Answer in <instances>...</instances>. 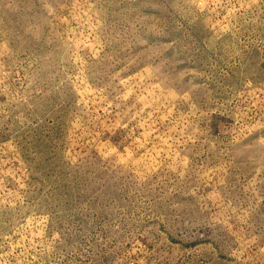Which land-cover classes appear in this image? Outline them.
I'll list each match as a JSON object with an SVG mask.
<instances>
[{
  "label": "rangeland",
  "instance_id": "rangeland-1",
  "mask_svg": "<svg viewBox=\"0 0 264 264\" xmlns=\"http://www.w3.org/2000/svg\"><path fill=\"white\" fill-rule=\"evenodd\" d=\"M0 264H264V0H0Z\"/></svg>",
  "mask_w": 264,
  "mask_h": 264
}]
</instances>
